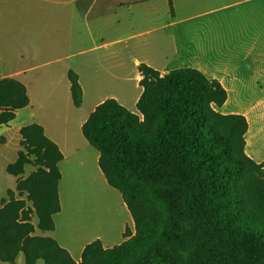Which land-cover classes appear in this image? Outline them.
I'll list each match as a JSON object with an SVG mask.
<instances>
[{"label": "trees", "instance_id": "1", "mask_svg": "<svg viewBox=\"0 0 264 264\" xmlns=\"http://www.w3.org/2000/svg\"><path fill=\"white\" fill-rule=\"evenodd\" d=\"M137 70L139 115L108 99L81 127L134 233L126 228L124 241L112 248L93 241L78 263L44 236L54 232L53 217L61 210L63 156L40 125L30 124L19 131L22 150L5 170L17 182L1 200V263L15 264L22 255L25 264H264V162L246 154L245 117L221 114L226 91L196 69L164 76L145 64ZM67 79L79 108L78 75L68 71ZM28 105L23 84L0 79V126ZM26 166L35 170L22 179Z\"/></svg>", "mask_w": 264, "mask_h": 264}, {"label": "crops", "instance_id": "2", "mask_svg": "<svg viewBox=\"0 0 264 264\" xmlns=\"http://www.w3.org/2000/svg\"><path fill=\"white\" fill-rule=\"evenodd\" d=\"M215 1L171 0L170 9L168 0H0V79H14L25 86L27 108L32 112L19 124H12L22 116V110L17 111L13 121L0 126L4 127L1 138L11 132V135L19 134L27 125L38 124L59 148L63 156L58 164L61 210L53 217L54 234L58 230L56 218L62 213V187L83 181L105 182L98 167L99 155L94 148L95 152L88 149L90 145L83 138L81 127L94 108L105 100L114 99L123 107L115 95L129 93L132 79L140 90L133 101L136 108L142 93L139 64L164 76L173 71L168 70L170 64L182 62L186 67L180 69H196L210 81H218L227 94L222 107L237 110L230 114L242 115L247 121L246 149L248 136L255 141L262 138L264 0H222L225 5L214 9ZM236 8L241 9L217 24L212 19L220 9ZM216 30H222L221 37L216 36ZM89 44L92 46L70 54L73 47ZM72 57L84 58L73 70L83 93L82 104L79 108L73 106L75 110L79 111L86 102L84 87L93 89L95 94L103 91L97 89V80L109 86L108 91L115 92L95 103L80 119L69 112L72 100L68 71L64 74L67 82H60L58 87L63 93L60 105L44 92L30 93L37 72ZM40 107L44 111L38 116ZM252 154L257 157V164L264 162L257 149ZM76 165L80 171L74 168ZM126 227L125 224L120 231L122 242ZM99 239L93 237L78 246L77 240L70 236L54 238L76 263L80 262L84 247Z\"/></svg>", "mask_w": 264, "mask_h": 264}, {"label": "rangeland", "instance_id": "3", "mask_svg": "<svg viewBox=\"0 0 264 264\" xmlns=\"http://www.w3.org/2000/svg\"><path fill=\"white\" fill-rule=\"evenodd\" d=\"M224 5V1L216 0L214 9H218ZM240 9L241 8H236L231 11H223L222 9H220L212 15V19L217 24L221 22L224 17L229 16L231 13L239 11ZM236 25L238 26L237 21ZM222 33V30H216V36L221 37ZM91 46L92 45L89 44L82 47H73V49L70 51V54L78 51V49L88 48ZM40 49L45 50L44 47H40ZM82 59L84 58L72 57V59H67L63 62L53 64L43 69L42 71L37 72L38 74L36 78L33 79L35 87L30 89V93L44 92L48 98L54 100L55 103L60 105L63 93H61V91H58L59 84L67 82L64 75L65 72L73 71L74 68L79 67ZM185 64L186 63L182 62L177 65L170 64L168 70L185 68ZM96 82L98 83L97 89L103 90L104 92L99 91L97 94H95L93 93V89L84 87L86 102L79 111L75 110L70 102L69 112L71 114L74 113L73 116L75 118H83L90 112L91 107L95 103H98L105 97L109 98L108 96H112L113 93H115L108 91L107 89L111 88H109V86H103L102 80H97ZM135 86L136 83L134 82V79H132V82L129 86V93H118L115 96L120 98L121 102L125 106H123L124 108H128V111L132 112L133 114L139 115L135 108V105H133L134 99L140 92V90ZM91 96H93V99L90 101V99L92 98ZM64 109H66L65 106ZM43 111L44 110L42 109V107H40L38 109V116H41L43 114ZM234 111L237 110H233L231 107L226 106L222 107L220 110L222 114H230ZM31 113V110L28 108L26 110L20 111V114L22 116L12 124H19L22 119L29 117ZM260 127L261 129H263V134L261 136L262 138L255 141L251 140L248 136L247 141L248 148L246 149V153L255 162L257 161V157L252 154V151L256 149L261 153V158H264V122ZM3 129L4 127L0 128V201L7 198V190H13L15 187V182H17L16 178L9 176L6 173L5 166L7 164L14 163L17 160L18 152L22 150L20 146V135H11V132L5 135L6 138H1ZM7 136H9V139L7 138ZM87 147L88 149H90V151L95 152L92 147L88 145ZM74 168L77 171L81 170L78 165L74 166ZM34 170L35 168L33 166H26L24 169V175L21 178H26ZM22 199L26 200V196H23ZM61 204L62 213L59 217L56 218V224L58 227L57 233L54 234L53 232L51 234H45L44 236H50L53 239H57L58 236H70L77 240L78 246H81L91 238H95L98 236L100 237L99 240L102 242V245L108 248H112L122 242L120 231L122 227L125 226V224L127 226L126 228H128L132 234L134 233V226L133 224H131L132 218L125 204L123 203L120 194L118 193V191L108 186L106 181L102 184H98V182L90 184V182L83 181L75 185L63 186ZM27 206L30 207V203H27ZM129 220L130 222L128 226L127 222ZM32 223L34 224V226H36L37 224V219L34 215L32 216ZM36 234L39 235V232H36ZM0 264L5 263L0 262ZM15 264H25L22 255L18 256ZM36 264H43V262L38 261Z\"/></svg>", "mask_w": 264, "mask_h": 264}]
</instances>
